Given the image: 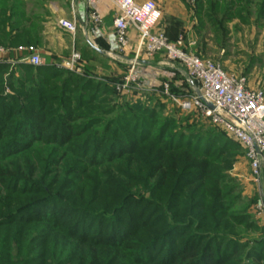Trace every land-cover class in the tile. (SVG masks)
Wrapping results in <instances>:
<instances>
[{"label": "trees", "instance_id": "1", "mask_svg": "<svg viewBox=\"0 0 264 264\" xmlns=\"http://www.w3.org/2000/svg\"><path fill=\"white\" fill-rule=\"evenodd\" d=\"M242 1L234 0L229 5L235 9L228 10L230 18L237 11L243 18ZM22 5L21 0H0V43L2 27L26 23ZM262 11L264 17V4ZM9 69L8 64L0 63V264H226L236 257L240 249L221 238L196 234L186 242L190 233H194L191 230L196 224L194 220L202 221L198 231L210 232L209 217L211 220L225 211L219 205L220 191L214 183L225 160L217 164L219 167L213 164L229 151L207 142V137L202 139L206 144L200 149L188 142L191 136L170 133L179 114L165 112L166 105L175 106L172 101H165L162 95H143L157 102L152 107H142L124 100V104L107 106L115 107L121 114L105 119L97 111L106 112L108 108L97 107L110 100L96 101L100 89L115 91L110 85L100 82L94 85L76 72L55 66L23 64L20 76L9 73ZM7 88L11 94L6 93ZM198 112H184L182 121ZM77 116L83 117L81 124H77ZM213 127L218 135L225 132ZM233 146L245 153L238 142ZM63 147L66 149L61 150ZM43 151L47 155L54 153L44 167L39 166ZM140 158L150 165L151 175L161 173L158 182L164 185L171 184L167 181L169 173L173 175L177 170L192 173L188 185L181 187L184 199L172 214L162 216L163 207L146 198L139 203L132 197H120L118 205L123 202L122 208L100 226L99 218V232L102 236L108 233L110 238L101 236L95 241L91 234L79 231L85 230L93 215L83 206L82 195L73 197L70 206L60 203L58 210H45L48 205L44 203L52 192L55 195L61 189L70 191L79 186L82 180L77 184L75 179L81 172L86 173L85 177L89 175L94 185L92 191L96 187L111 191L114 186L106 182V174L99 168L105 163L114 165L119 160L141 161ZM35 160H39V165ZM113 196V193L102 195L100 200H113ZM152 213L155 216L151 219ZM175 227L179 233H186L184 239L182 236L183 243L171 246L169 240L165 248L171 246L173 255L150 257L146 243L171 233ZM163 242L160 238L156 243ZM93 247L100 249L95 251ZM246 264H264V254L250 252Z\"/></svg>", "mask_w": 264, "mask_h": 264}, {"label": "crops", "instance_id": "2", "mask_svg": "<svg viewBox=\"0 0 264 264\" xmlns=\"http://www.w3.org/2000/svg\"><path fill=\"white\" fill-rule=\"evenodd\" d=\"M154 1L162 10L158 28L172 40L183 36L200 56L214 58L228 72L244 76L250 88L264 90V0L241 2L242 16L250 19L246 24L241 17L228 16L229 5L234 0H199L196 8L185 0ZM21 3L26 23L20 27L10 24L2 27L0 46L5 52L0 54V63L8 64L10 68L29 64L24 59L27 56L25 48L33 47L42 57L41 65L61 68L72 51L77 50L82 56L83 72L111 80L124 77L130 61L138 58L137 70L144 88L128 93L129 98L143 94L162 95L165 101H172L171 94L187 91L188 85L178 66L169 63L162 53L148 56L141 50L135 27L129 28L128 44L124 48L118 44L114 27L118 8L111 0H21ZM207 10H210L209 19L214 24L211 33H207L208 24H202ZM231 10L234 12L235 9ZM93 13L101 17V23L92 20ZM61 19L75 21L77 32L73 34L60 26ZM221 20L225 29L220 28ZM15 71L18 75L19 71Z\"/></svg>", "mask_w": 264, "mask_h": 264}, {"label": "rangeland", "instance_id": "3", "mask_svg": "<svg viewBox=\"0 0 264 264\" xmlns=\"http://www.w3.org/2000/svg\"><path fill=\"white\" fill-rule=\"evenodd\" d=\"M198 2L193 8L197 7ZM243 4L241 3L240 6H242ZM206 12L207 13L204 14L205 19L202 24H208L209 30L207 31V33H211L214 29V24L213 21L209 19L211 18V16L209 15L210 10H207ZM239 12L240 11H237L233 14V16L239 17ZM241 19L245 24L250 22V19H248V17H243ZM223 27L225 29V25L222 22V24H220V28ZM201 57L203 56L201 55ZM210 60L219 63L214 58ZM223 69L226 70L224 67ZM15 70L19 71L18 75H16ZM20 71V66H14L13 68L9 69V73L13 72L16 76H20ZM228 73L232 74L230 72ZM77 74L88 81L90 80V82L94 85L96 84V82H100L103 84H107L108 86L110 85L111 88H114L112 84V82L114 81H111L106 77H96L85 72ZM121 78L122 77H116L115 81H118ZM182 84L184 85L185 83L182 82ZM6 93L11 94L12 92L6 89ZM143 95H139L137 96V98L131 97L130 100H127L129 98L126 95L119 93L116 90L113 93H109L103 91V89H100V96L98 97L96 103L100 102V100L104 98L110 101H106V104L100 105L97 108H102L101 110H104L103 108L107 106H117V104L119 103L124 104L122 103L124 102V100L132 102L133 104L139 103L142 107H152L154 106V103L157 102L155 101V98L151 97V100L148 99V96L144 97ZM172 104H175V106H169V104L166 105L167 110H165V112L177 111L179 112V114L177 115L178 123L176 124V126L170 129V133L176 132V134L178 135L183 134V136L186 137L191 136V140L188 142H191L192 145L194 144L196 148H204V145L208 140L207 142L215 143V147H222L223 149L228 148L229 151L228 154L223 155L220 159H218L217 163L213 164L214 167H219L217 164L221 163L222 160H225L224 167L220 171V175L214 178V183H216L220 191L219 205L224 208L225 211L220 215L216 214L211 220L209 217L208 222L210 226H212V230L210 232L207 231L208 229L198 231V228L202 224V221L200 219L194 220L196 224L194 227H191V230H193L194 233H190V236L186 238V242L189 243L191 238L196 234H204V236L212 237L216 240L218 238H221L231 245L234 244L240 249V252L236 255V257H233V259L228 261L226 264H246L250 252L260 251L264 254V221L259 218L256 212V204L264 191V178H262L261 181L256 180L253 175L250 162L247 160L245 153L233 146V144H235L234 139H232L225 132H223V135L216 134L215 128L213 127L214 125H212L213 123L211 124L210 120L205 118L201 111H199L197 115H189V117L185 118L182 121L184 112L187 111L178 110V105L174 101H172ZM109 107H107L108 109L106 112L97 111L98 114L100 113L101 116H103L105 119L115 118L116 116H118L117 114H121V112L114 110L115 107L112 109H110ZM77 118V124H81L84 120L83 117L80 116H77ZM197 137L198 140H195ZM205 137H207L208 139H206V141H202V139ZM192 140H194V143H192ZM226 141H228V143H226ZM223 144H226L227 147H225ZM48 148L53 149L51 147ZM60 149L62 150L66 148L63 147ZM61 150H59V152H62ZM221 155L222 153H220V156ZM53 156L54 153L52 155H47V152L43 151L40 156L41 165L37 163L39 162V160L37 162L35 160L34 162L37 165L44 167L45 163L51 160ZM140 160L141 161L119 160L113 163L114 165H107V163H105L102 167L99 168L100 171L104 172L102 174H106L104 175L107 180L106 182L114 186V189L112 188L111 191H107L105 190V188L100 189V187H96L94 191H92L94 185L92 182H90L89 175L85 177L86 173L81 172L76 177L77 179H75L77 180V184L80 182V180H82L79 183V186L77 185L75 189L70 191H68L67 189H61L60 191L55 192V195L54 192H52L51 198L47 199L44 203V205H48L45 210L48 211L52 208L58 210V208L61 206L60 203H63L65 206H70L73 197L82 195L81 197L84 199L83 206L90 209L93 215L90 216V222L87 221L89 225L85 227V230L82 231L81 229H79V231L84 232L86 235L91 234V236L94 237L95 241H97L98 238H101L103 234L102 232H99V218L100 226L104 222V219L108 220L109 218L114 216L113 212L119 211L123 206V202L121 203V205H118V200L120 199V197L121 199L132 197L139 203L143 202V199L146 198V200H148L149 202L157 203L159 204V206L163 207L164 213L162 216L172 214L178 202L184 199L182 197L183 191L181 187L188 185L186 184V182L191 180L192 173H185L179 170L174 171L173 175L172 173H169L167 176V181L171 182V184L167 183L166 185H164V183L158 182L161 173H158L157 175H151L150 165L147 164L143 158H140ZM52 167L53 166L51 164L48 166L50 171L53 170L51 169ZM99 170L98 172H100ZM95 175H93V177ZM100 178H102V175L100 176ZM112 193L114 195L112 197L113 200L111 199L101 202L100 198L102 197V195L110 196ZM109 207H111L110 211L108 209ZM143 215L144 214L142 212L141 216ZM154 216V213H152L149 217L152 219L154 218ZM108 222L109 224L112 223V221ZM106 231L108 232L109 230L106 229ZM158 232L160 233V231ZM179 232L180 231H176L175 227L171 231V233L169 232L162 236L160 235V237L153 239L152 243H146V246H148L146 247L147 252L151 251L149 256H152L153 258L158 257L159 259H161L163 256L164 258H168L169 256L173 255L170 252V247H177L178 244L183 243L182 240L186 236V233L184 234V232ZM102 238L105 239L110 237L107 233L103 235ZM160 238H163L164 242L162 244L156 243ZM169 240L171 241V246L168 249L165 248V245L166 243L168 245V243L170 242ZM99 249L100 248L98 247H93V250L95 251ZM174 249L175 248H173L172 250ZM127 260L129 261L130 257L127 258Z\"/></svg>", "mask_w": 264, "mask_h": 264}, {"label": "built area", "instance_id": "4", "mask_svg": "<svg viewBox=\"0 0 264 264\" xmlns=\"http://www.w3.org/2000/svg\"><path fill=\"white\" fill-rule=\"evenodd\" d=\"M111 1L118 8L114 20L118 44L122 48L128 44L129 28L133 26L139 33L140 48L146 55L162 53L169 63L178 66L188 89L181 94H171V100L184 111H201L216 127L238 142L245 150L254 177L261 181L264 178V90L250 88L244 76L229 74L219 63L201 57L191 49L192 44H187L183 36L172 40L158 28L162 10L154 0L141 3L135 0ZM185 2L195 7L198 0ZM91 18L96 23L102 21L97 13H93ZM59 24L73 34L77 32L75 21L61 19ZM25 50L26 62L35 66L43 63L33 47ZM4 52L5 49L0 46V54ZM81 60L80 52L74 50L60 67L81 73ZM139 64L138 58L132 59L126 75L112 82L117 92L128 94L144 88V81L137 71ZM165 88L168 92V84ZM256 212L264 221V191L256 204Z\"/></svg>", "mask_w": 264, "mask_h": 264}, {"label": "water", "instance_id": "5", "mask_svg": "<svg viewBox=\"0 0 264 264\" xmlns=\"http://www.w3.org/2000/svg\"><path fill=\"white\" fill-rule=\"evenodd\" d=\"M140 62V61H139ZM210 108H214L211 104H209L208 102L204 101Z\"/></svg>", "mask_w": 264, "mask_h": 264}]
</instances>
